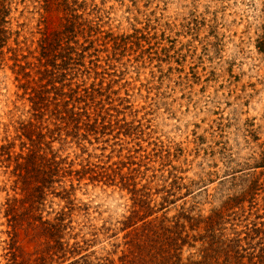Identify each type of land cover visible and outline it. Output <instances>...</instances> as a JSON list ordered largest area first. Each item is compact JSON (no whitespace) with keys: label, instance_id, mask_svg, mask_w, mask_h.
<instances>
[{"label":"rangeland","instance_id":"obj_1","mask_svg":"<svg viewBox=\"0 0 264 264\" xmlns=\"http://www.w3.org/2000/svg\"><path fill=\"white\" fill-rule=\"evenodd\" d=\"M72 1L73 32L59 47L54 34L64 21L55 5L47 11L42 0H10L12 35L0 57V146L7 138L19 154L16 131L31 118L30 90L20 88L12 50L36 79L41 34L53 33V55L66 57L71 48L74 56L69 64L53 56L64 77L54 86L71 89H47L49 96L75 92L81 108L75 111L86 110L102 126L96 135L54 141V151L75 170L89 164L134 179L155 212L147 221L163 216L167 226L179 221L184 235L195 236L179 264H228L233 252L244 264L258 263L264 257V0ZM3 160L0 264H10L7 201L21 196L12 190L13 167ZM115 181L83 180L74 198L87 215L76 213L74 222L89 226L81 233L95 240L96 258L121 264L134 228L123 230V223L139 206L120 189L118 176ZM64 206L50 195L42 217L52 220ZM214 215L209 243L201 237ZM15 235L25 262L37 259L41 241L23 230Z\"/></svg>","mask_w":264,"mask_h":264},{"label":"trees","instance_id":"obj_2","mask_svg":"<svg viewBox=\"0 0 264 264\" xmlns=\"http://www.w3.org/2000/svg\"><path fill=\"white\" fill-rule=\"evenodd\" d=\"M44 8L48 11L53 5L62 14L64 21L63 31L54 34L55 40L60 47L67 34L73 32V19L76 9V1L70 0H42ZM11 12L10 0H0V57L2 48L6 45L12 33L7 29V18ZM38 44L40 58L38 59L39 69L35 73L36 79L27 69L30 64L21 66L17 60L18 50H12L14 56V66L19 69L16 75L22 76L21 89L30 90L29 102L32 104L31 118L22 123L18 130L17 140L20 141V153L15 154L14 143L3 139L5 145L0 146V158H4L6 168L13 167L11 175L14 177L12 190L18 192L20 199L7 201L6 217L8 225L11 227L14 236L8 243V256L10 264H42L46 260L60 262V264H113L109 259L96 258L95 252L90 251L95 243L94 239H86L82 235V230L89 227L85 224L74 222L76 213L87 215V206L80 204L74 198L75 191L80 189L81 182L88 180L89 183H101L114 186L116 176L119 177L121 190H127L132 196L139 211L126 219L123 223V230L133 228L132 232L126 235L129 238L124 244L127 246V253L120 258L121 264H179L183 247H191L190 241H194L195 236L184 235V226L179 221L173 226H167L169 221L165 217L154 218L147 221L155 213L150 205L147 204V196L141 195L136 190L134 179H127L120 173L109 174L103 168L86 164L79 170L73 169V163L68 158H62L53 149V142L61 141L66 144L68 137L75 139L85 138L89 135L99 134L100 124L97 119H91L89 113L76 112L75 92L71 94L63 93L61 90L55 92V96H49L51 92L47 89H64L68 85L61 84L60 88L55 84L61 83L64 78L55 72L57 65L53 63L55 59H63V62L73 61V49L70 48L66 57L59 56L53 52V33L45 31L41 34ZM76 55V54H75ZM64 66H68L64 64ZM67 69L64 67L63 70ZM69 69V67H68ZM32 70V69H31ZM20 82V81H19ZM53 94V92H52ZM75 95V96H74ZM92 121V122H91ZM54 126V129H53ZM80 131L82 134H79ZM75 133L74 136L71 133ZM81 140V139H80ZM24 151H26L24 153ZM135 170L133 171V173ZM130 181L132 184H130ZM76 182V184H74ZM55 196L63 200L65 206L55 213L52 220L44 219L42 212L48 196ZM140 222V226H136ZM76 224L75 226H73ZM218 224V215L209 217L204 222L205 235L201 240L207 239L209 243L215 238L213 232ZM91 228V227H90ZM17 230H23L35 241L40 240L39 257L31 262H25L16 246L15 240ZM92 230V229H91ZM91 237L95 234L86 233ZM29 235V236H30ZM70 241H73L70 243ZM39 244V243H38ZM211 246V244H209ZM233 252V258H227L228 264H244L242 255ZM253 259L248 260V264H264V257L258 263H252Z\"/></svg>","mask_w":264,"mask_h":264}]
</instances>
